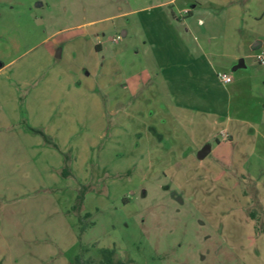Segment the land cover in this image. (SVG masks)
<instances>
[{
    "label": "rangeland",
    "instance_id": "rangeland-1",
    "mask_svg": "<svg viewBox=\"0 0 264 264\" xmlns=\"http://www.w3.org/2000/svg\"><path fill=\"white\" fill-rule=\"evenodd\" d=\"M168 1L0 0V82L63 112L57 182L0 132L1 264H264V0Z\"/></svg>",
    "mask_w": 264,
    "mask_h": 264
},
{
    "label": "crops",
    "instance_id": "crops-1",
    "mask_svg": "<svg viewBox=\"0 0 264 264\" xmlns=\"http://www.w3.org/2000/svg\"><path fill=\"white\" fill-rule=\"evenodd\" d=\"M173 2L174 0H169L166 4H171ZM189 12L192 13L191 11ZM126 35V32H122V36ZM96 50H100V45L96 46ZM12 63L13 61L0 63V75L5 72H11L12 74ZM27 84L26 80L20 79L19 76L18 78H14V75L9 77L8 84L0 82V88L2 89L0 94V132L4 133L12 141L7 144V147L9 149L18 150V152H20L19 158H21L23 163L33 166L37 174L42 175L43 180L51 179L57 182V180H60L58 168L62 163V155L57 149L46 145L40 135L29 132L22 123L20 99L14 88L15 86L24 88ZM124 87L127 88L126 85ZM139 90L140 88L138 91ZM89 95L93 96L91 94ZM89 95H87V97ZM45 104H47V100L42 94L39 92L33 94L30 92L29 94L28 92L24 96L22 109H24L25 118L29 127L44 132L60 149L62 147L57 141V128H59L63 112H57L56 109H47L49 107L47 106L46 108ZM165 108H167V106ZM64 117H67V115H64ZM223 130H225V128H222L219 132L221 136H225V131ZM152 132L157 133L153 128ZM211 133L213 132L211 131ZM211 133H209V136H212ZM216 143L217 146L220 145L218 139H216ZM205 144H209L207 143V139L206 141L204 140L203 143L194 146L195 150L198 152ZM67 147L68 146H66V148ZM211 150L212 147L210 145V151L207 156L211 153Z\"/></svg>",
    "mask_w": 264,
    "mask_h": 264
},
{
    "label": "trees",
    "instance_id": "trees-1",
    "mask_svg": "<svg viewBox=\"0 0 264 264\" xmlns=\"http://www.w3.org/2000/svg\"><path fill=\"white\" fill-rule=\"evenodd\" d=\"M22 123L24 125V127L31 133L33 134H38L42 137L44 143L46 145H49L55 149L58 150V147L57 145L44 133L42 132L41 130H38V129H33L31 127H29L26 123V121L22 118ZM64 159L66 160V158L64 157ZM61 174L66 177V176H69V172L67 171L66 169V166L65 168L63 169V171L61 172ZM81 201H82V197L81 196H78L77 197V201H76V204L74 205L73 209H79L80 206H81ZM90 217V214H86L85 216L83 217H79L78 218V222L80 225H82L83 223V219H87ZM85 230L84 227L80 226V229H79V234H78V238H80L81 236V233ZM88 252V249L87 248H84V247H80V251L79 253L73 258L72 260V264H125L123 263V261H120V260H116L115 259V254H116V251L114 248H102V249H99V260L98 261H95V259L91 258V257H87L86 256V253ZM1 264V263H0Z\"/></svg>",
    "mask_w": 264,
    "mask_h": 264
},
{
    "label": "water",
    "instance_id": "water-1",
    "mask_svg": "<svg viewBox=\"0 0 264 264\" xmlns=\"http://www.w3.org/2000/svg\"><path fill=\"white\" fill-rule=\"evenodd\" d=\"M244 67V64H243V61L242 60H239L237 65L233 68V70H236L238 68H242ZM210 151V144H205L198 152H197V159L198 160H202L204 159L207 154L209 153Z\"/></svg>",
    "mask_w": 264,
    "mask_h": 264
},
{
    "label": "built area",
    "instance_id": "built-area-1",
    "mask_svg": "<svg viewBox=\"0 0 264 264\" xmlns=\"http://www.w3.org/2000/svg\"><path fill=\"white\" fill-rule=\"evenodd\" d=\"M116 39L118 40L119 39V36H117ZM260 62H261V60H260ZM220 79H221V81L224 84H227V83H230L231 82V78L229 76H222Z\"/></svg>",
    "mask_w": 264,
    "mask_h": 264
}]
</instances>
